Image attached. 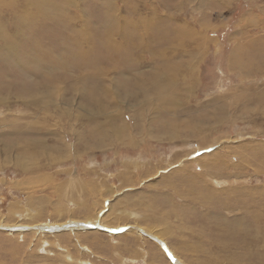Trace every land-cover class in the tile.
I'll list each match as a JSON object with an SVG mask.
<instances>
[{
    "label": "rangeland",
    "instance_id": "1",
    "mask_svg": "<svg viewBox=\"0 0 264 264\" xmlns=\"http://www.w3.org/2000/svg\"><path fill=\"white\" fill-rule=\"evenodd\" d=\"M0 19V264H264V0Z\"/></svg>",
    "mask_w": 264,
    "mask_h": 264
},
{
    "label": "bare ground",
    "instance_id": "2",
    "mask_svg": "<svg viewBox=\"0 0 264 264\" xmlns=\"http://www.w3.org/2000/svg\"><path fill=\"white\" fill-rule=\"evenodd\" d=\"M1 20V19H0ZM1 26V25H0ZM186 31V30H185ZM3 32L5 33V31L3 30ZM2 32V33H3ZM4 33L2 34V35H4ZM0 34H1V30H0ZM6 47V46H5ZM189 71V70H188ZM166 90H168V89H166ZM169 94H170V92H168ZM167 95V94H166ZM164 96V95H163ZM165 98H167V97H165ZM168 99V98H167ZM169 101V100H168ZM172 105V104H171ZM176 124V123H175ZM174 129V128H173ZM119 132H121V133H128L127 132V130H126V127H125V129H120L119 130ZM128 135V134H127ZM173 137H174V134H173V136H172V139H173ZM130 141V140H129Z\"/></svg>",
    "mask_w": 264,
    "mask_h": 264
},
{
    "label": "water",
    "instance_id": "3",
    "mask_svg": "<svg viewBox=\"0 0 264 264\" xmlns=\"http://www.w3.org/2000/svg\"><path fill=\"white\" fill-rule=\"evenodd\" d=\"M79 226V225H78Z\"/></svg>",
    "mask_w": 264,
    "mask_h": 264
}]
</instances>
